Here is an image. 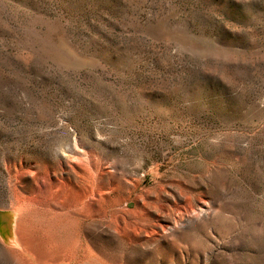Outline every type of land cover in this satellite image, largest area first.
Segmentation results:
<instances>
[{"label": "rangeland", "instance_id": "rangeland-1", "mask_svg": "<svg viewBox=\"0 0 264 264\" xmlns=\"http://www.w3.org/2000/svg\"><path fill=\"white\" fill-rule=\"evenodd\" d=\"M0 264H264V0H0Z\"/></svg>", "mask_w": 264, "mask_h": 264}, {"label": "bare ground", "instance_id": "bare-ground-1", "mask_svg": "<svg viewBox=\"0 0 264 264\" xmlns=\"http://www.w3.org/2000/svg\"><path fill=\"white\" fill-rule=\"evenodd\" d=\"M201 207V206H200ZM201 213H204V212H206L207 211V209L206 208H201Z\"/></svg>", "mask_w": 264, "mask_h": 264}]
</instances>
